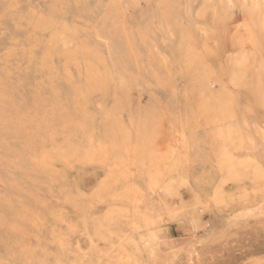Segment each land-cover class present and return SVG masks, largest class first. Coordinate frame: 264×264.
<instances>
[{"label": "rangeland", "instance_id": "374dc122", "mask_svg": "<svg viewBox=\"0 0 264 264\" xmlns=\"http://www.w3.org/2000/svg\"><path fill=\"white\" fill-rule=\"evenodd\" d=\"M0 264H264V0H0Z\"/></svg>", "mask_w": 264, "mask_h": 264}]
</instances>
